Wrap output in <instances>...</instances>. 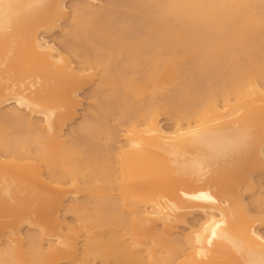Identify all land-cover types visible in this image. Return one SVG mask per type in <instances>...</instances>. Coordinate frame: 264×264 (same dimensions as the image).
<instances>
[{
    "label": "bare ground",
    "instance_id": "obj_1",
    "mask_svg": "<svg viewBox=\"0 0 264 264\" xmlns=\"http://www.w3.org/2000/svg\"><path fill=\"white\" fill-rule=\"evenodd\" d=\"M256 170L264 0H0V264H264Z\"/></svg>",
    "mask_w": 264,
    "mask_h": 264
},
{
    "label": "rangeland",
    "instance_id": "obj_2",
    "mask_svg": "<svg viewBox=\"0 0 264 264\" xmlns=\"http://www.w3.org/2000/svg\"><path fill=\"white\" fill-rule=\"evenodd\" d=\"M122 16V17H121ZM120 19H122L123 17H124V15H120ZM89 90V91H88ZM87 91H85L84 93H82L81 94V97H82V102H83V108L85 109V110H88V108L91 106V107H93V105L95 106V105H97L96 103H94L92 100H91V98H90V89H88ZM89 93V94H88ZM88 94V95H87ZM90 104V105H89ZM166 115H164L163 116V124L165 125V127H169V126H171V125H173L174 124V121L172 120V118L168 115V116H166ZM165 117V118H164ZM115 119H117V115L116 116H111L110 118H109V124L110 125H116L117 124V121L115 120ZM171 121H169V120ZM79 120H81V117H80V119ZM70 127H72V126H70ZM69 127V128H70ZM69 128H67V131H69L70 129ZM120 130H121V128H120ZM121 133V132H120ZM118 134V137H119V139L121 140V142L123 143L124 141L122 140V138H123V135H122V133L121 134ZM106 139L105 138H103V140H102V144H105L106 142ZM262 173H264V171H259V170H256V171H254V175L253 176H259V175H261ZM259 178V177H258ZM72 217H69V221L70 220H72L71 219ZM195 220L197 221V222H199L200 220H202L200 217H196V218H190V221H191V223L192 222H195ZM183 229V230H182ZM184 230H185V232H184ZM187 230V231H186ZM180 233L181 234H187L188 232H190V230H189V228L188 227H182L180 230ZM183 231V232H182Z\"/></svg>",
    "mask_w": 264,
    "mask_h": 264
}]
</instances>
